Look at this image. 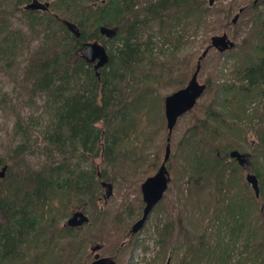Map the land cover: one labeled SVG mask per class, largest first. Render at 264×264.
I'll use <instances>...</instances> for the list:
<instances>
[{"label": "trees", "instance_id": "16d2710c", "mask_svg": "<svg viewBox=\"0 0 264 264\" xmlns=\"http://www.w3.org/2000/svg\"><path fill=\"white\" fill-rule=\"evenodd\" d=\"M29 1L0 0V70L14 66L12 90L28 94L26 102L0 90V110L13 117L0 153V168L7 165L0 178V264H90L88 247L97 244L95 251L120 264L139 244L140 230L132 233L125 217L141 216V197L134 205L100 210L98 202L108 196L102 182L112 184L119 175L120 184L136 183L132 189L139 190L161 164L168 136L164 98L188 82L198 60L202 69L207 55L175 52L204 25L206 33L238 28L231 48L213 47L217 58L231 57L236 81L214 67L194 106L173 126L170 181L150 212L157 221L149 264H264V164L256 160H264V0H48L47 10L25 8ZM233 5H240L235 21ZM101 26L116 33L106 36ZM241 26L246 29L239 36ZM94 40L108 53L97 71L80 53ZM165 46L160 58L155 51ZM37 99L41 114H23V103ZM253 99L263 107H252L249 115ZM254 117L248 152L242 121ZM36 148L46 156L34 167L28 157ZM234 149L246 155L244 164L230 155ZM100 155L99 169L94 159ZM248 172L257 177L258 195ZM181 184L187 195L173 217L166 193ZM76 208L88 213V221L70 226L65 218ZM256 209L261 220L254 235Z\"/></svg>", "mask_w": 264, "mask_h": 264}, {"label": "rangeland", "instance_id": "374dc122", "mask_svg": "<svg viewBox=\"0 0 264 264\" xmlns=\"http://www.w3.org/2000/svg\"><path fill=\"white\" fill-rule=\"evenodd\" d=\"M227 0H223L222 2L225 3ZM248 0H238V2H240L239 4H243L244 2H246ZM218 3V0H213L211 4L216 5ZM240 5H233V16L236 13L238 15V7ZM237 24V22H236ZM246 29V26H241L240 30V35H243L244 31ZM238 30L237 27H231L229 31H223L225 33H227V35L232 39L233 34ZM222 29H220L217 32H212V33H206L205 31V25L200 28L198 30V32L195 35H190L188 38V41L184 44V46H182L180 49H178L175 53L179 54V55H184V54H195V58H197V56L202 52V50L204 49V47L209 44L210 42V37L213 34L216 33H223ZM205 38V40H204ZM239 37H237L238 40ZM35 43V42H34ZM33 43V44H34ZM167 50V46L164 47V51L165 52H161L159 49H156V53L160 58H163L166 53ZM23 56H19L18 59H22ZM231 63H232V59L231 57H225V56H220L217 58V54L214 52L213 47L210 48V50L207 52V55L205 56V61H204V65L203 68L199 70L197 78L200 82H203L204 78L207 76L208 72L213 70V68H218L220 73L222 74V77L227 78L228 80H234L236 81L234 78V76L230 73L229 69L231 67ZM222 71V72H221ZM15 75V71H14V66L6 68L5 70H0V90H7L10 92V94H12V96L19 95V99H25L26 102L28 101V94L26 91H21L20 93H18L17 89L12 90L13 88V77ZM170 89H168L169 91ZM25 102V103H26ZM23 103L24 107L20 108V110L22 111L23 114H31L32 116H39L42 112V107H41V103L39 101V99H37V101L35 103H32L31 105H29L28 103L25 104ZM259 106V108L262 109L263 104L258 101L257 99H253L247 107V113L250 115L252 113V111H249L252 107L254 106ZM257 118H253L251 121L248 120L247 118L242 121V124H244L245 126L248 127V132H246L245 134V140H241V144L243 145V147L245 148L246 151L250 152L251 151V145L254 146V141H255V126H251V123H253V125L255 124ZM12 120L13 117L10 114H5L0 110V153H3V146H6V142H7V137L8 135H10L11 130H12ZM250 123V124H249ZM249 125V126H248ZM183 127V121H180L178 124V131H180V128ZM45 153L40 149V148H36L35 152L33 154H31L28 157V161L29 163L34 166L37 167L41 162H43V160L45 159ZM256 160L258 161V163H263L264 164V160L261 157H256ZM255 160V161H256ZM104 164V159L103 157L100 155L99 157L94 159V165H96L99 169L103 166ZM248 169L244 168L243 172H244V176L245 173ZM154 173V172H153ZM152 173V174H153ZM130 177H132L131 173L129 175ZM110 180V179H108ZM120 180L121 177L119 175L116 176L115 180H113L112 184L110 181H108L112 188H111V192L110 194L106 197L103 198L101 201L98 202V208H100V210L106 211H115L119 208H121L122 206V202L123 203H129V204H136L137 203V197H141L142 199V195L140 192V185H139V190H135L132 189L133 187H136V183H121L120 184ZM184 185V184H183ZM179 185V188L177 186H173L171 188V190H169L166 193V201H167V210L170 212L171 216L175 217L177 215V212L180 210V208L182 207V205L185 202V196L187 195V191H183L182 186ZM104 190V188L102 189V191ZM107 190V187H106ZM105 192V190H104ZM129 193L128 196L126 193ZM144 204V203H143ZM212 210V209H211ZM211 210L209 212H211ZM87 213V212H86ZM152 213V212H151ZM150 213V214H151ZM252 217H251V221L252 223L254 222L255 224L253 225V230L251 232V234H254L253 231L255 229V226L257 227L258 222L256 221L261 220V218H258V209L256 210H252ZM88 215V213H87ZM165 216H167L166 211L164 212H159L157 218L159 219H163ZM208 215L204 216L202 219V224L205 223L206 219H207ZM151 219L144 225L141 230L140 233H138V237H139V244L141 243V241H144V245H137L135 246L132 251L130 253H128L125 258H123L122 262L120 264H149L150 260L153 258L154 256V250H153V237L155 236V221H157L156 217L154 214H151ZM67 219V217L65 218ZM135 219H131V217L126 216L125 217V222H130L129 223V229L132 225V223L136 220ZM231 226H233V224H231ZM200 227V225H199ZM258 230V229H257ZM259 232V230H258ZM260 233V232H259ZM255 235V234H254ZM252 235L253 238V243L255 246V236ZM248 234H246L245 232L242 234V238L240 237L239 240V247L240 249H242L243 246V238H247ZM145 239V240H144ZM149 244V248L146 246ZM242 245V246H241ZM250 245V242H249ZM91 246V245H90ZM90 246L88 247V251L89 253L92 255V258H94L95 256H102L99 254V250H90ZM96 246V245H95ZM239 252H235V256L238 255ZM107 255V254H106ZM94 256V257H93ZM91 262V261H90Z\"/></svg>", "mask_w": 264, "mask_h": 264}, {"label": "water", "instance_id": "95a60500", "mask_svg": "<svg viewBox=\"0 0 264 264\" xmlns=\"http://www.w3.org/2000/svg\"><path fill=\"white\" fill-rule=\"evenodd\" d=\"M213 0H210V3ZM257 0H253L256 2ZM25 8L28 9H41L47 10L49 8L48 0H31L24 5ZM241 10V9H240ZM237 18V14L234 15L233 21ZM66 26L74 32L76 35H79L78 27L71 21L65 20ZM101 33L106 36H112L116 33L115 27H100ZM234 45V41L227 35V33H216L211 35L209 45L204 48L200 57L206 55L211 47L216 48L219 51H223L225 49L231 48ZM81 56L88 62L93 63L94 69L97 71L99 67L103 66L108 61V53L106 47L99 41L94 40L91 42H87L80 49ZM200 69V61L198 60L196 67L190 76L188 82L167 94L164 98V113L166 117V125L168 128V136L167 142L164 150V157L162 159L161 164L157 168V170L147 176L140 184V192L142 195V201L144 203L141 216L136 219L131 227L130 231L132 233H136L141 230L143 227L147 217L152 211L154 205L163 197L164 192L166 191L169 181L170 175L169 171L166 167V161L169 158L171 147H170V135L173 129V126L181 114L191 109L198 97L204 91L206 84L204 82H200L197 78L198 72ZM232 157H235L241 164H244L247 160L246 155L240 152L237 149H234L230 152ZM7 169V165H3L0 168V178L4 177ZM246 180L251 184L252 188L255 191V194H259V186L258 180L254 173L248 172L246 174ZM109 187L108 195L111 192V184L103 181ZM88 221V215L83 210H75L71 213V215L67 218L66 223L70 226H79ZM98 244L92 248L95 250L98 248ZM90 264H117L116 260L109 255L95 256ZM168 264V261L167 263Z\"/></svg>", "mask_w": 264, "mask_h": 264}, {"label": "flooded vegetation", "instance_id": "af4514ba", "mask_svg": "<svg viewBox=\"0 0 264 264\" xmlns=\"http://www.w3.org/2000/svg\"><path fill=\"white\" fill-rule=\"evenodd\" d=\"M91 64H93V63H91ZM102 184L104 185V188H105V189H106V187H107V190H109V187H108V185H107L106 183H103V182H102ZM143 205H144V204H143ZM142 209H143V207H142ZM75 210H82V209H78V208H76V209H74L73 211H75ZM73 211H72V212H73ZM72 212H71V213H72ZM84 212H85V211H84ZM85 213H86V212H85ZM86 214H87V213H86ZM70 215H71V214H70ZM70 215H69V216H70ZM69 216H68V217H69ZM68 217H67V218H68ZM138 218H139V217H138ZM138 218H137V219H138ZM66 220H67V219H66Z\"/></svg>", "mask_w": 264, "mask_h": 264}]
</instances>
